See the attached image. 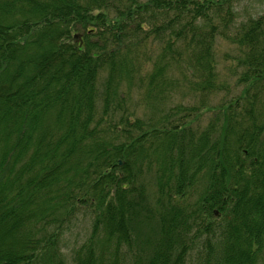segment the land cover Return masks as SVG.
<instances>
[{
	"label": "trees",
	"instance_id": "obj_1",
	"mask_svg": "<svg viewBox=\"0 0 264 264\" xmlns=\"http://www.w3.org/2000/svg\"><path fill=\"white\" fill-rule=\"evenodd\" d=\"M237 1L0 0V264H68L63 237L84 219L72 264H264V112L237 96L198 131L184 119L200 106L154 115L174 71L216 87L217 35L264 94V15L235 25ZM127 86L147 122H115Z\"/></svg>",
	"mask_w": 264,
	"mask_h": 264
},
{
	"label": "rangeland",
	"instance_id": "obj_2",
	"mask_svg": "<svg viewBox=\"0 0 264 264\" xmlns=\"http://www.w3.org/2000/svg\"><path fill=\"white\" fill-rule=\"evenodd\" d=\"M237 9L235 14V25L248 21L249 19L258 18L264 15V0H238ZM233 32V30H232ZM160 46L154 47V56L156 52L159 51ZM149 54V53H147ZM213 55L215 59L214 73H215V88L212 90L202 91L196 90L192 91L187 88L190 86L192 81H197L200 77L195 74L188 77L187 81L181 82L180 77L174 71V75L179 78V84L175 85L173 92L169 101H163L160 103V109L154 111V115L162 116L169 105H180L185 109H189L192 105L199 107V109L191 112L193 115L191 117H186L184 121L188 122L190 129L201 130L206 127L207 124L212 120V116L217 112L216 107L220 105L223 101H229L237 96L240 97V104L242 108L252 109L254 113L264 112V94L255 89L249 83H239L238 78L240 74L244 71L245 66L240 63V58L242 57V50L238 45L231 39H226L221 35H217L213 46ZM138 58L140 59V72L145 73L151 70V63L146 62L145 54L139 53ZM105 77V71H102L99 75L98 85L101 86ZM186 84V85H185ZM264 84V81L261 82ZM247 89V94L243 95L244 90ZM121 91H125V96L121 100V105L119 111L114 113V120L117 123L120 114L129 116L131 120L140 119L147 122L148 117L151 115L152 111L146 107V101L142 99L143 93L140 88L136 87H121ZM98 105L101 103L98 101ZM199 110V111H198ZM181 111V110H180ZM195 115H197L195 117ZM116 138L118 141L125 139L122 133L117 132ZM121 163V162H120ZM153 171V170H151ZM142 173V181L144 182V187L147 195V200L154 202L157 196V187L155 184V174L153 172ZM199 189L195 187L194 190L187 194L186 199L182 204H192L198 200ZM90 225L89 220H81L80 224L76 225L69 232H66L63 237L64 242L68 243V248L62 249L65 260L68 264H72V252L79 246L83 240L84 236L87 235Z\"/></svg>",
	"mask_w": 264,
	"mask_h": 264
}]
</instances>
